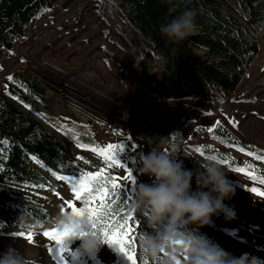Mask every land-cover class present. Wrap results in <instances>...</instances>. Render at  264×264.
Returning <instances> with one entry per match:
<instances>
[{"label":"trees","instance_id":"1","mask_svg":"<svg viewBox=\"0 0 264 264\" xmlns=\"http://www.w3.org/2000/svg\"><path fill=\"white\" fill-rule=\"evenodd\" d=\"M105 1L118 10L146 43L138 64L142 76L137 82V88L147 97L179 100L231 96L259 52L257 34L264 29V0ZM58 4L59 0H0V51L11 53L30 26L46 17ZM186 10L195 14L197 28L180 43H171L162 37L160 25ZM194 47L202 50L203 54L197 53ZM3 82L5 85L0 91V236H13L16 235L14 231H26L21 223L42 226L32 232L47 224L50 213L38 197L41 192L51 190V181L57 180L53 172L78 178L81 171L96 172L101 168L107 169V164L103 156L91 158L79 154L72 160L67 159L64 143L38 119L73 142L76 147L77 142L97 148L99 144L85 126L47 111V90L37 78L22 71L14 73L11 79ZM185 124L186 121L176 125L171 139L164 147V151L175 162L182 163L186 169L195 173L200 169L197 161L202 163L207 155H217L218 159L228 157L230 159L227 165H223L224 168L244 176L254 186L264 187V183L260 182L264 180V159L257 160L255 155L264 154V149L242 142L220 123L198 126L194 128L192 136L198 138L205 135L208 140L226 150L210 143L182 144L181 133ZM240 147L245 151L240 152ZM197 148L205 152L204 157L195 151ZM249 150L253 155H248ZM128 156L132 162L135 189V173L139 174L142 152L131 147ZM235 168H242L244 171L236 172L233 170ZM123 170L124 167H113L108 174L119 177ZM40 185L44 187L41 188ZM119 185L123 191L120 198L123 203L119 200L116 203L120 204L122 211L115 215L118 218L131 211L136 217L131 247L137 264H141L138 238L143 231L149 230L141 214L132 211V193L120 183ZM192 190H196L195 178ZM73 198L76 207H82L74 195ZM224 203L230 210V216H233L234 204L230 200H225ZM98 204L97 201L94 206ZM224 215H214L209 224ZM189 231L204 236L211 243L210 238L198 227L190 226ZM97 238L103 239L99 234ZM69 243L75 244L77 250L81 251L80 241ZM104 247L115 255L113 264H131L118 245L101 243L91 257L81 252L92 264H104L97 259ZM256 262L264 264L260 259Z\"/></svg>","mask_w":264,"mask_h":264},{"label":"rangeland","instance_id":"2","mask_svg":"<svg viewBox=\"0 0 264 264\" xmlns=\"http://www.w3.org/2000/svg\"><path fill=\"white\" fill-rule=\"evenodd\" d=\"M101 2L105 5L107 4V6H112L105 0H102ZM65 3H67V0H59L58 6L51 13L30 26L23 39L16 43L11 53L0 51V91L5 85V82L3 81H7L9 77L16 72L27 71L31 76L37 78L42 86L43 83H45L42 82V80L51 82V77V80L54 79L55 82L62 84L64 87H72L87 94L88 96H83L81 98L80 96L76 97L72 94H66L63 91L53 92L43 86L47 90L46 109L48 112L59 116L62 119L70 120L85 126L97 140L99 149H107L108 145H125L124 152L120 153V159L122 165L130 171L132 162L128 155L131 147L140 150L142 155L148 153L152 147L156 146H159L164 150L165 144L171 139L176 125L185 121L187 124L184 125V129L181 133L183 139L182 144L198 145L200 143H210L218 145L223 150H226L225 147L208 140L205 135L198 138L192 136L194 128L219 122L228 128L242 142L264 149V146L259 145L254 140H247L245 134L241 132L242 127H245L248 121L253 120L255 116H258L257 113L249 108L244 109L243 111L240 109L239 111L236 107L237 103H232V97L237 95L240 88L245 84L250 73L254 72L256 69L259 71L264 70V34H262L264 33V29L257 34L259 52L233 95H218L208 97L212 99L204 100H196L201 98H184V100L179 99L175 101L162 100L155 96L147 97L139 92L137 88V82L142 76V73L138 69V64L141 60L142 53L146 48V43L142 37H139L140 43L136 42L135 39L128 34H123V32H121L122 29L115 28V26H119L120 28V24L115 25V19L113 16L101 12L102 14L100 17L103 16L101 18L106 19L104 24L108 21L111 25L110 30L108 31L109 33L106 32L107 30L105 29L102 30V35L98 33L96 36L97 38H92L87 32L83 31L86 28V25L83 26V23L86 21L89 23V21L92 20L95 25H87L89 31H91L90 29L93 27L95 29L99 27L98 24L101 21L100 19L98 20L96 16H92V13L97 16L99 14L93 12V7L88 6V3L94 6L93 0H74L64 6ZM111 8H113L117 19L120 18L123 22L127 23L114 6ZM67 24L69 27H74L73 29L85 28L81 30L79 29V33L73 34L68 38L60 39L61 41L56 40L55 38L58 34L53 33L52 29L57 25L60 27L63 26L64 28ZM128 26L130 27L129 24ZM130 29L137 35H135L136 37L139 36L131 27ZM63 33H65V31ZM40 34H43L41 37L45 39L47 38L46 41L43 42V45H40L38 43L39 40H36L37 36ZM79 35H81V42L83 41L82 39L85 38L89 40L90 44L99 38V40H103L102 42L104 43L108 42V44L104 45L110 44L112 50L113 47L117 46V50L121 47V52H123L122 55L130 54L131 56V53L129 52L132 51V49L129 48L137 49L139 47L140 55L137 60L138 62L136 64L135 61L137 55H134V57L131 56L133 58H130L129 61L126 57L121 55L123 58V63H121L123 73L119 74L118 68H115V70H112V72L109 73L105 67L93 57L94 53L97 51L93 52L92 55L91 53L87 55L85 54L81 57V60L84 63V65L80 67V71L83 72L81 78L88 85H92L95 88L93 90L83 88V86L73 83L68 84L60 82L56 79L57 75L47 72L43 66H36L42 62V55L46 53H49L48 58L50 60H56L57 62L62 63V56L59 54L65 50V47L73 49L72 57L78 56L77 58H79V55L74 54V52L83 49V47L77 44V41L80 42V39H77V36ZM33 36L35 37V41H31L34 38ZM120 36H122V39ZM124 40L127 43H125ZM48 44L51 48H56L57 52L54 53L56 49L54 52H51ZM102 46L103 45H101V47ZM103 49L104 48H102V50ZM194 50L199 54H203V51L196 47H194ZM31 51L41 54L36 55V57L39 58L38 63L33 64L35 61L33 60L32 62V60H30L28 55ZM89 51H92V49ZM113 52L116 51L114 50ZM19 59L22 60V62ZM88 61L90 63H88ZM130 61H133L132 65L135 72H131ZM13 63H16L17 67L9 68ZM30 65L34 66L37 71H34L35 69ZM126 66H129V70H126ZM40 72L46 75L43 76ZM47 73L51 76L49 75L50 77H47ZM89 102L98 103L100 106L108 107L109 110L112 109V111L120 116L121 121H111V119H109L110 117L105 116L97 109L95 110ZM151 103H156V107H150L149 104ZM138 113L141 115L137 116ZM259 117L260 116H258V118ZM162 119L165 121L161 122ZM38 120L64 143L68 160L76 158L79 154L91 158L102 157L92 151L78 149L73 142L55 132L41 119ZM155 121H159V123L152 126L148 124V122ZM233 122H235V126H233ZM166 123H170V125L169 128L166 129V133L161 138L159 144L155 141L154 143L149 142L151 141L150 138H144L143 140L139 134L135 133V129L132 130L128 126V124H131L132 126L137 127V124H139V126H144L152 131L156 130L158 127L161 128V126H164L163 124ZM149 143H152L154 146H151ZM125 167L119 176L118 182L126 187L134 197V191L136 188L133 189L131 182L124 179L127 175ZM224 169L228 173V179L235 189L234 196L229 199L235 207L234 215L230 216V218L224 215L222 218L217 219L213 224H207L199 229L210 238L211 243L221 247L229 253L231 257L241 261L242 264H253V262L257 264L256 261L258 259L264 263V196L257 194L264 193V187L254 186L244 176L234 173L226 168ZM135 176L137 184L151 182L149 177L140 175V172L139 174L135 173ZM253 189L256 191H252ZM40 195L41 196L38 198L49 210L50 218L62 209H70L68 208L69 202L76 205L71 188L64 181L52 180L51 190L48 192H41ZM51 231L52 230L46 224L42 229L37 230L36 232L17 230L14 231L16 235L0 236V251H3L6 246L12 244L27 258L35 261V264H92L81 251L77 250L78 248L77 246L75 247V244L70 245L69 242H67V250L63 254V261H61L55 251V241L43 235L44 232ZM29 234L32 235L31 241L27 239ZM97 259L104 264H113L115 263L116 257L107 247H104L98 253Z\"/></svg>","mask_w":264,"mask_h":264},{"label":"clouds","instance_id":"3","mask_svg":"<svg viewBox=\"0 0 264 264\" xmlns=\"http://www.w3.org/2000/svg\"><path fill=\"white\" fill-rule=\"evenodd\" d=\"M196 28L195 14L186 10L161 24L160 33L169 42L178 44ZM197 163L200 169L194 173L159 146L140 157V175L149 177L151 183L137 184L131 208L141 214L149 230L138 238V256L144 264H242L204 236L189 231L190 226L201 228L209 224L220 213L230 218L224 201L235 194L218 158ZM194 178L195 191L192 190ZM47 225L58 233L67 232L66 243L80 241L81 251L89 257L101 243L108 244L104 238L92 234L87 212L74 214L71 209L60 210ZM21 227L32 232L42 226L21 223ZM0 264H35V261L9 244L0 251Z\"/></svg>","mask_w":264,"mask_h":264},{"label":"bare ground","instance_id":"4","mask_svg":"<svg viewBox=\"0 0 264 264\" xmlns=\"http://www.w3.org/2000/svg\"><path fill=\"white\" fill-rule=\"evenodd\" d=\"M101 1L100 0H93L94 6H92L91 4L88 3L89 7H93V9H94L93 12H96V14L97 13L99 14L97 16V15H94L92 13V16H96L98 20L100 19L101 22H99V24H98L99 27L96 28V29L93 27V28L90 29L91 31H89L88 26L95 25L92 22V20H90L89 23H88V21L83 23V26L86 25V28L82 26L83 28H85L83 31L87 32L89 34V36L92 37V38H97L96 36L98 35V33H100L102 35V30L106 29L107 30L106 32H108L110 30V27H111L110 23L107 21V23L104 24V21L106 19L101 18L103 16L100 17V15L102 13H105V14H108V15L114 17L115 25L116 24H118V25L120 24V28H119V26H115L114 25L116 29H120V30L122 29L121 32H123V34H128L133 39H135L136 42L140 43V38L141 37L140 36L136 37L137 35L134 34V32L130 29V27L128 26L127 23L123 22L118 16L117 17L120 20L116 18L115 12H114L113 8H111L112 6L111 7H110V5L107 6V4L105 5ZM87 11H91V10H87ZM108 19H110V18H108ZM120 21H122V22H120ZM64 28H66V29H64ZM64 28H63V26L60 27V26L57 25L55 28L52 29L53 33H57L58 34L57 37L55 38L56 40L61 41L60 39L68 38V37H70L73 34L79 33V29L80 30L83 29V28H79V29L75 28V29H73L74 27H72V26L69 27L68 24ZM97 29H99V30H97ZM64 31H65V33H63ZM35 34H39V33H35ZM262 34H264V33H262ZM42 35L43 34H40L38 36L36 35L37 36L36 40H39L38 43L40 45H43V42H45L46 39H47V38L45 39V38L41 37ZM80 37H81V35L77 36V39L78 38L80 39ZM120 37L122 39V36H120ZM102 38H103V36H102ZM82 40H83L82 42H81V39H80V42L77 41V44L80 45L81 47H83V49L74 52L75 55H79V58H77L78 56L77 57L76 56L72 57L73 49H71L70 47H65V50L62 53L59 54L60 56H62V63H59L56 60H50L48 58L49 57L48 56L49 53H46V54L42 55L43 58L40 57L42 62L40 64H37L36 66L37 67H42L43 66L46 69L47 72H50V73H53L54 75H57L56 79L59 80L60 82H64V83H68V84L73 83V84H77V85L83 86V88H87V89L93 90L95 88L92 85H88L81 78V75H82L83 72L80 71V67L82 65H84V63L81 60V57L84 56L85 54L87 55L89 53H91V55H92L93 52L97 51V52L94 53L93 57L96 58L95 60L100 62L103 65V67H105V69L109 73L112 72V70H115V68L119 69V71H118L119 74L123 73V68H122V64H121V63H123V58L121 57L123 52H121L122 51L121 47H119V50H120V52H119V50L116 49L117 46L113 47V50H112L110 44L109 45H104V44H108V42L104 43V42H102L103 40L101 39L102 41H100L99 38H98V40L100 42L98 40H96V41H94V42H92L90 44H89V40L88 39L84 38ZM129 40H130V37H129ZM31 41H35V37ZM124 42H125V40H124ZM125 43H127V42H125ZM101 45H103V46L101 47ZM48 47L50 48L51 52H54V50L56 49V48H51V46H49V44H48ZM102 48H104V49L102 50ZM90 49H92V51H89ZM129 49H132V51L129 52V53H131V56L134 57V55H137L136 58H135L136 59L135 61H136V64H137V62H138L137 60H138V57L140 55V48L138 47L137 49H134V48L130 47ZM114 50L116 52H113ZM56 52H57V49H56V51L54 53H56ZM97 53H99V54H97ZM36 55H41V54H39L38 52L31 51L30 54L28 55L30 60H32V62H33V60L35 61V62H33V64L34 63H38V59L39 58L36 57ZM122 56L126 57L128 59V61H129L130 58H133V57L130 56V54L129 55L128 54L127 55L123 54ZM20 61L22 62V60H20ZM65 61H67L68 63L65 62ZM133 61H130V63H131V65H130L131 72L132 71L135 72V69H134V67L132 65ZM88 63H90V62L88 61ZM30 66L33 67L37 71V69L34 66H32V65H30ZM135 66H137V65H135ZM11 67H17V64L13 63V64L10 65L9 68H11ZM8 70H10V69H8ZM126 70H129V66H126ZM40 74L43 75V76L46 75V74H44L42 72H40ZM47 74H48L47 77L51 76L49 73H47ZM50 79H51V77H50ZM52 80L54 81V79H52ZM130 82H131V80H130ZM65 87L69 88L67 86H65ZM204 99H212V98H201V99H196V100H204ZM182 100H184V99H182ZM189 100H194V99H189ZM233 102L237 103L236 107L238 108L239 111H240V109H242V111H243L244 109H248L249 108V109L255 111L258 116H260L259 118H258V116L257 117L255 116V118L253 120L248 121L247 125L245 127H242L241 132L243 134H245L247 140H250V139L254 140L259 145L264 146V70L263 71H259L258 69H256L254 72L250 73V75L247 77V80H246L245 84L240 88V90L237 93V95L232 97V103ZM156 105H157L156 103L149 104L150 107H156ZM140 115L141 114H139V113L137 114V116H140ZM163 121H165V120L162 119L161 122H163ZM158 123H159V121L148 122V124L151 125V126L152 125H156ZM163 125L165 127L169 128L170 123H168V124L166 123V124H163Z\"/></svg>","mask_w":264,"mask_h":264},{"label":"snow or ice","instance_id":"5","mask_svg":"<svg viewBox=\"0 0 264 264\" xmlns=\"http://www.w3.org/2000/svg\"><path fill=\"white\" fill-rule=\"evenodd\" d=\"M11 79V77H9ZM219 124V122H217ZM235 126V122H233ZM214 139H219L218 137H213ZM223 142V141H221ZM77 147L85 148L87 150L93 151L94 153L104 157L107 164V169L101 168L96 172L92 171H81L78 178L66 175H58L53 172V176L58 181H66L71 188V191L75 198L80 202L82 207H76L75 204L69 202L68 208L72 210L74 214L87 212L90 218V225L93 235L99 234L102 236L109 245H118L120 251L124 253L131 264H137L135 256L132 254V243L131 240L132 228L134 226L136 217L133 216L131 211L120 215L118 218L116 213L122 211L120 204L116 203L117 200L123 203L120 198L123 196V191L120 190V185L117 182L119 177L109 175V170L113 167L120 168L125 167L121 164L120 153L125 150V145H108L107 149H99L97 147H91L88 145L80 144L77 142ZM240 152L245 150L240 147L238 149ZM202 157L205 156V152L200 148L195 150ZM248 155H253V152L249 150ZM257 160L264 159V154H255ZM208 158H218L217 155H207ZM35 159V158H34ZM230 158L223 157L220 158L222 165H227ZM39 163V161H36ZM247 167V166H245ZM236 172H242L244 169L235 168ZM127 175L124 177L125 180L131 182L135 185L136 181L134 179L132 171L125 167ZM264 183V180L260 181ZM43 188V185H40ZM252 191H256L253 189ZM258 195L264 196V193H257ZM99 202L98 206L96 202ZM115 204V206H113ZM65 209H62V211ZM23 235V234H22ZM44 236L49 237L56 243V253L58 257L63 261V254L67 250L66 239L68 233L63 234L56 231L44 232ZM28 240H32V235L27 236ZM51 251V250H50ZM141 264H144L142 261Z\"/></svg>","mask_w":264,"mask_h":264},{"label":"water","instance_id":"6","mask_svg":"<svg viewBox=\"0 0 264 264\" xmlns=\"http://www.w3.org/2000/svg\"><path fill=\"white\" fill-rule=\"evenodd\" d=\"M73 1L74 0H67V3H70V2H73ZM67 3H65L64 6H66ZM34 71H36V70H34ZM50 81L51 82L42 80V82H45V83H43V86L48 88L49 90H51L53 92H58V91L61 92V91H63L66 94H72L73 96H76V97L80 96L81 98L83 96H88L87 94L82 93L81 91L76 90L75 88H72V87L71 88L70 87L66 88L62 84L56 83L55 81H53L51 79H50ZM56 94H58V93H56ZM89 103L92 104V107L95 110L97 109V110L101 111L105 116L110 117L109 119H111V121L112 120L115 121V122L116 121H121L120 116L117 113H115L114 111H112V109L109 110L108 107L100 106V105H98V103H94V102H89ZM137 125H138L137 127H134L131 124H128L129 128L132 129V130L135 129V133L139 134L140 137L143 140H144V138H150L151 141H149V142L154 143V141H155L157 144H159V142L161 141V138L165 135L166 129H167V127L161 126V128L158 127L156 130L150 131L144 126H141V125L139 126V124H137ZM152 143H149V144L151 146H154Z\"/></svg>","mask_w":264,"mask_h":264}]
</instances>
